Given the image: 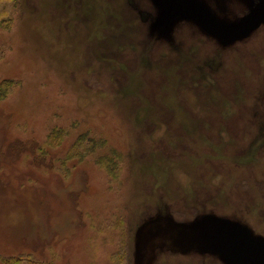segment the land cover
Listing matches in <instances>:
<instances>
[{"label": "rangeland", "instance_id": "1", "mask_svg": "<svg viewBox=\"0 0 264 264\" xmlns=\"http://www.w3.org/2000/svg\"><path fill=\"white\" fill-rule=\"evenodd\" d=\"M118 2L0 0V264H264V0Z\"/></svg>", "mask_w": 264, "mask_h": 264}, {"label": "trees", "instance_id": "2", "mask_svg": "<svg viewBox=\"0 0 264 264\" xmlns=\"http://www.w3.org/2000/svg\"><path fill=\"white\" fill-rule=\"evenodd\" d=\"M7 1L9 2V0H7ZM124 1H125V0H119V2L117 3V5H115V6L113 7V11H115V10L117 11V10H118L117 8H122L123 6H125L126 8L129 9L130 7L127 6L126 4H124ZM120 2L123 3V4L120 5ZM2 4H3V3H2ZM4 5H6V1H5ZM4 7H5V6H2V9H3ZM122 9H123V8H122ZM130 11H131V8H130ZM118 12H119V11H118ZM131 12H132V11H131ZM110 13H111V12H110ZM110 13H109V14H110ZM109 14H108V15H109ZM123 16H124V15H123ZM124 17H125V18H127V17L129 18V14H128L127 17H126V15H125ZM128 18H127V19H128ZM3 19H4V17H2V20H1V21H3ZM7 20H8V18H7ZM124 22H125V21H124ZM129 22H130V21H129ZM140 22L142 23L143 21H140ZM114 23H115V22H114ZM126 23H128V22L126 21ZM132 24H133V22H131L129 25H132ZM127 25H128V24H127ZM143 25H145V24L143 23ZM136 28H138V27H136ZM128 33H129V32H128ZM125 34H126V33H123V36H124ZM120 36H122V35L120 34ZM123 36H122V37H123ZM124 37H125V36H124ZM132 37H135V36H132ZM120 42L123 43V40L120 41ZM0 87H1V86H0ZM83 137H84V136L81 135L80 140H84ZM89 141H90V143L92 144V147L95 148L96 145H100V146H102V141H103V139H94V138H91Z\"/></svg>", "mask_w": 264, "mask_h": 264}, {"label": "bare ground", "instance_id": "3", "mask_svg": "<svg viewBox=\"0 0 264 264\" xmlns=\"http://www.w3.org/2000/svg\"><path fill=\"white\" fill-rule=\"evenodd\" d=\"M157 2H159V1H157ZM171 9H172V11H173V13H175L176 12V9H173L172 7H171ZM191 47H192V45H190ZM185 48H187V50H189L190 48H188V45H186V46H184ZM194 48V47H193Z\"/></svg>", "mask_w": 264, "mask_h": 264}]
</instances>
